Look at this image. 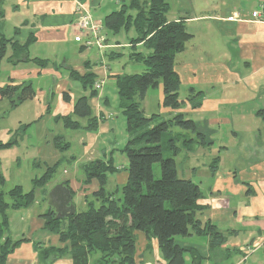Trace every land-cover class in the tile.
<instances>
[{
    "label": "crops",
    "instance_id": "0c3cea01",
    "mask_svg": "<svg viewBox=\"0 0 264 264\" xmlns=\"http://www.w3.org/2000/svg\"><path fill=\"white\" fill-rule=\"evenodd\" d=\"M6 1L0 0V37L2 34L6 36L2 32L3 25L16 17L8 28L14 35L6 37L24 42L34 34L36 41L30 45L28 55L48 59L50 64L39 67L33 61L17 64L7 61L11 65V74L6 81H0V87L10 78L15 83L32 81L35 88L32 100L40 112L48 113L52 103L48 105L46 100L54 99L56 94L63 95L69 104L72 103L73 88L80 85L78 79L71 77L70 70L80 75L95 72L97 80L103 79L104 84L110 80L114 85L116 75L126 73L115 65L114 68L110 65L103 68L104 52L98 47L96 61L91 60L89 50L84 51L88 47L83 46L85 32L77 22V4L82 2L93 13L92 8L101 6L103 0H13L10 8L5 6ZM206 6L208 9L200 13L167 16L170 21L185 18L187 29L193 34L185 49L176 56L181 86L186 83L189 90L185 97H180L182 106L179 109L165 107L163 86L160 85L157 87L158 111L151 107L149 90L142 107L147 116L160 114L156 119L160 121L182 112L199 123L210 141L209 144L194 143L190 148L183 147V157L177 166L179 175L182 174L180 177L190 178L200 186L202 195L198 203L202 209L197 218L215 225L224 240L212 248L210 235L192 231L188 235L177 236L176 241L196 248L204 256L200 264H264V22L256 21L252 16L253 11H264V0H210ZM7 9L15 14L10 16ZM92 15L103 23L106 14L103 18ZM108 42L109 45L130 47V43H120L116 37L109 36ZM70 44H77L80 51L75 62H69L65 57ZM62 56L64 61L58 62ZM47 77L52 79L56 90L49 92L42 82L36 88L34 80ZM103 86L90 100L97 127L78 129L93 134L81 135L80 155L70 156V162L82 164V168L94 160L107 161L113 157L115 161L116 154L113 152L110 156L112 150L108 149L105 141L100 143L104 135L114 130L112 122L108 126V120L118 111L110 107V99ZM79 89L81 95L78 97L89 94L83 86ZM108 108L109 113L106 111ZM73 109L74 104L67 113L58 115H68ZM82 123L87 125V119ZM123 154L117 159V172L108 174V181L111 174H117L120 178L117 177L116 182L122 185L127 180L125 169L129 165ZM85 178L86 175L80 182L65 179L50 185V188L69 181L72 203L78 211L77 201L86 208V196H91L99 188L97 179L85 184ZM117 186L120 185L114 189ZM42 201L38 199L30 207L9 211L11 235L14 239L27 240L9 255L7 264H47L40 257V246H68L47 228L45 214L52 206ZM21 223H24V228L19 231L15 226H21ZM135 233L137 262L165 263L157 238L149 240L143 231ZM68 254L50 264H73ZM186 264H193L190 254L186 257Z\"/></svg>",
    "mask_w": 264,
    "mask_h": 264
},
{
    "label": "trees",
    "instance_id": "16d2710c",
    "mask_svg": "<svg viewBox=\"0 0 264 264\" xmlns=\"http://www.w3.org/2000/svg\"><path fill=\"white\" fill-rule=\"evenodd\" d=\"M169 10L167 0H130L104 17L105 30L111 34L135 30L136 35L129 40L134 47L129 55L134 62H142L146 66L141 73L116 75L120 107L126 118L127 130L132 134L123 149L129 161L125 169L127 180L113 191L107 189L108 174L118 170L113 157L84 165V183L89 184L97 179L99 188L91 196H86L85 210L56 218V212L51 207L45 214L47 228L59 235L62 242L68 243L63 248L40 246V257L47 264L67 253L73 264H143L137 262L136 231H143L149 240L157 238L165 259V263L158 264H186L189 254L193 264L203 261L204 256L196 248L180 245L176 241L179 235H188L192 231L208 234L212 248L224 240L215 225L203 223L197 218L202 209L198 203L202 195L200 186L190 178L180 177L175 158L183 147L190 148L194 143L209 144L208 134L198 122L187 118L182 112L153 124L160 114L147 116L142 107L148 90L160 85L163 86L165 107L179 109L182 106V81L176 70V56L185 49L193 34L188 31L185 18L170 21L167 17ZM35 41L34 34L24 42L2 34L0 74L3 60L12 64L33 61L39 67L48 66V59L28 55L29 47ZM137 45L141 47L136 48ZM9 49L12 53L8 55ZM70 75L78 79L89 94L76 99L72 113L60 115L57 119L63 120L68 128L93 129L98 121L90 100L99 93V89L95 88L98 76L95 72L80 75L75 70H70ZM34 95L35 88L29 80L15 83L10 78L0 87V98L10 99L13 106L32 99ZM84 119H87L85 126L82 123ZM173 127L181 130L174 133ZM13 142H0V147H10ZM69 146L68 142L57 144L61 149ZM166 150L172 151L173 155L165 157ZM155 163L161 164L159 178H155ZM56 167L57 163L48 166L43 176L33 178V188L29 191H25L21 185L5 190L6 177L1 170L0 160V264H7L9 255L27 240L14 239L11 235L9 211L34 204L38 190L50 182ZM65 183L68 185V181Z\"/></svg>",
    "mask_w": 264,
    "mask_h": 264
},
{
    "label": "rangeland",
    "instance_id": "374dc122",
    "mask_svg": "<svg viewBox=\"0 0 264 264\" xmlns=\"http://www.w3.org/2000/svg\"><path fill=\"white\" fill-rule=\"evenodd\" d=\"M127 1L130 0H103L101 6L92 8V12L94 14H97L98 17L103 18L104 14H107L114 9H120L122 3ZM167 1L170 5L168 16L172 17L174 14L188 16L191 14L200 13L201 10L208 9L206 5L210 0ZM11 3H13V0H7L5 6L7 8H10ZM86 8L89 9L87 6ZM6 12L7 14H10V16H13L12 14H15L8 9L6 10ZM12 18L13 17H11V19ZM15 18L16 17L13 18V22ZM12 21H8L2 27V32H4L7 37H12L14 35L12 30H8ZM78 25L80 24L78 23ZM103 29L105 40L103 42L104 46L100 49L104 52V62L102 61L104 64L103 68H108L109 65L114 68L113 65H115L117 66V69L126 71V73H141L146 70V66L142 62H134L130 57L129 54H131L130 52H132L134 49L131 44L130 47L128 46L126 48L120 45H109L108 42L110 36L119 39L121 41L120 43H129L130 38L136 35L134 29H131L129 32H120L117 35L108 32L109 36L107 30H105V27ZM74 44H70V48H68V50L66 51L67 54H65V57L69 58V62H75L79 58L80 51L77 47V44ZM83 46L86 47L84 44ZM140 47L141 45H137L136 48ZM85 50H89V52L91 53L90 57L92 61L97 60L98 56L96 47H88V49H84V51ZM141 50L144 51V48L142 47ZM10 53L11 51L8 52V55ZM63 57L64 56H62V58L58 59L57 61L63 62ZM1 68L2 73L0 74V81H6L7 76L11 74V65L6 60H4L2 62ZM177 68L179 69V67ZM40 82L45 85L43 87H48L49 92L56 90L55 86H53L52 84V79L50 77H47L43 80H41L40 78L39 80H34L36 88L40 87ZM77 83L82 86L79 81H77ZM80 86L78 87L76 85L73 88L74 94L72 96V99L74 100L71 104H69L61 94H56L54 99L48 98L46 100L48 105L52 103L51 109H49L48 113H46L45 111L40 112L41 109L37 108L36 102L32 99L25 100L24 102L13 106L10 99L6 97L0 98V142L6 143L9 141H14V144L10 147H0L1 170L6 177V184L4 186L5 190H9L15 185H21L25 191L31 190L33 188V178L43 176L47 171V167L54 166L56 165V163L57 167L53 172V176L50 182L38 190L37 198L43 200L42 202H48V194L54 187L53 186L52 188H50V185H53L60 181H64L65 179L75 180L78 182L83 179V177L85 176V164L82 168V164L77 165L73 162H70V156L73 154L80 155L78 152L82 151L81 144L79 143V137L81 135L88 136V134H93V132L88 133L78 129L67 128L65 127V123L63 120L57 119L58 116H60L58 114L67 113L68 109L72 108L73 104H75V100L79 95H81L80 89L78 90ZM102 86L104 87L103 90L105 91V93H107V95L109 96L110 107L115 111L118 110L119 113L117 111L116 115L108 120V126L110 122H112L114 130L104 135L103 138L100 139V143L105 141L108 149L112 150L110 156H112L113 152L116 154L114 162L115 164H117V159H119V157L124 153L123 149L125 148L129 140V132L127 130L126 118L123 112L121 113L120 99L116 85L112 84L111 81L108 80L106 84L103 83L101 85L100 89L102 88ZM95 88L98 89L97 87ZM157 90V88H152L149 90L151 92V107L155 108L156 111H158L159 109ZM188 92V84L183 83L180 89V97H185ZM82 93L84 92L82 91ZM106 111H108L109 113L110 108L106 109ZM159 121L160 120L153 121V124L158 123ZM172 130L174 133H176L181 129L178 127H173ZM174 133H172V135H174ZM166 140L167 139L165 138V144H167ZM59 142L61 143V145L70 142L71 147L69 146L68 148L61 149L57 147V144ZM180 143L181 142H178V144ZM182 152L183 151L175 156L177 164L183 157V155L181 157ZM172 155V151L166 150L164 152L165 157H170ZM123 158L126 159V162H128V158L125 153L123 154ZM120 162L121 161H118V163ZM153 167L155 178H159L161 176V164L155 163ZM117 177L120 178L117 174L110 175V179L107 184V188L109 190H115L114 187L117 184L122 186V183L120 184L116 182ZM38 199L36 201H38ZM86 208L84 205H81L79 201H77L78 211L85 210ZM23 224L21 223V226L16 225L15 227L20 231L24 228Z\"/></svg>",
    "mask_w": 264,
    "mask_h": 264
},
{
    "label": "built area",
    "instance_id": "2783aa9c",
    "mask_svg": "<svg viewBox=\"0 0 264 264\" xmlns=\"http://www.w3.org/2000/svg\"><path fill=\"white\" fill-rule=\"evenodd\" d=\"M76 10L79 14L78 23L85 32L83 44L86 47H98L101 49L104 46L103 42L105 40V36L103 35V23L101 21L98 22V20L93 17L90 9H87L83 3L78 2ZM252 16L256 21L264 22V11H253ZM103 83V79L97 80L95 82V87L99 89Z\"/></svg>",
    "mask_w": 264,
    "mask_h": 264
},
{
    "label": "water",
    "instance_id": "95a60500",
    "mask_svg": "<svg viewBox=\"0 0 264 264\" xmlns=\"http://www.w3.org/2000/svg\"><path fill=\"white\" fill-rule=\"evenodd\" d=\"M72 200L71 189L64 182L55 185L48 194V204L54 208L56 218H63L76 213V207Z\"/></svg>",
    "mask_w": 264,
    "mask_h": 264
}]
</instances>
